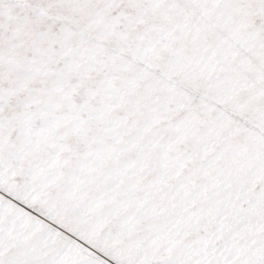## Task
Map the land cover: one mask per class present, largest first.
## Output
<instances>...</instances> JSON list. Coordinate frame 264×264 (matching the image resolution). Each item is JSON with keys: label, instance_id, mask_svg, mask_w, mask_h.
I'll list each match as a JSON object with an SVG mask.
<instances>
[{"label": "snow or ice", "instance_id": "6c2138e0", "mask_svg": "<svg viewBox=\"0 0 264 264\" xmlns=\"http://www.w3.org/2000/svg\"><path fill=\"white\" fill-rule=\"evenodd\" d=\"M0 264H264V0H0Z\"/></svg>", "mask_w": 264, "mask_h": 264}]
</instances>
